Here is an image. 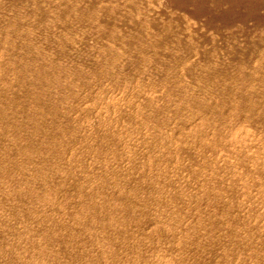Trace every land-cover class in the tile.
Masks as SVG:
<instances>
[{
	"label": "rangeland",
	"instance_id": "374dc122",
	"mask_svg": "<svg viewBox=\"0 0 264 264\" xmlns=\"http://www.w3.org/2000/svg\"><path fill=\"white\" fill-rule=\"evenodd\" d=\"M0 264H264V0H0Z\"/></svg>",
	"mask_w": 264,
	"mask_h": 264
}]
</instances>
